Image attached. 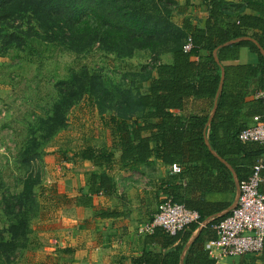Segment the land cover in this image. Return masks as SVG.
<instances>
[{
  "label": "trees",
  "instance_id": "obj_1",
  "mask_svg": "<svg viewBox=\"0 0 264 264\" xmlns=\"http://www.w3.org/2000/svg\"><path fill=\"white\" fill-rule=\"evenodd\" d=\"M201 2L207 11L203 27L194 25L188 17L181 24L174 22L175 0H0V52L39 40L77 54L97 48L119 58L142 50L154 54L155 60L164 54L172 57L169 63L159 61L152 65L142 92H133L129 87L112 89L98 74L85 68L72 71L67 79L55 83L57 98L51 113L39 123L45 126L48 136L66 125L68 110L83 96L94 101L101 117L107 110L112 113L109 123H104L114 131L115 147H86L81 153L97 169L87 174L76 198L78 205L91 206L93 195L110 196L116 192L110 173L113 150L118 152V163L130 169L149 164L151 157H158L169 166L178 163L182 171L166 176L163 198L171 196L175 202L196 210L199 222L231 203L209 201L203 196L209 190H217V186L234 192L232 172L222 160L232 167L239 183L249 176L264 145L242 143L238 133L247 127L248 117L264 113L259 99L248 103L249 110L242 112L246 98L264 85V56L260 52V48L264 51V0ZM189 5L190 0H185L184 9ZM243 36H250L255 42L246 39L225 44ZM188 37L193 48L184 52ZM240 47L255 54L257 62L239 63ZM194 56L198 59H192ZM221 68L224 77L216 96ZM214 104L215 112L209 118ZM206 137L222 160L210 152ZM35 154L36 147H25L20 161L29 163ZM38 182L29 173L22 189L6 198L17 210L12 209V221L5 229L9 238L0 237V263L13 264L14 252L27 241V204L33 201V187ZM259 190L264 193V181ZM198 192L201 194L195 197ZM95 214L101 218L119 215L110 209ZM222 217L212 219L202 228L186 249L182 264H216L204 243L215 237L212 225ZM199 222L175 235L159 228L143 235L142 251L130 264H181L184 246ZM71 254V248H60L49 262L37 264H70Z\"/></svg>",
  "mask_w": 264,
  "mask_h": 264
},
{
  "label": "rangeland",
  "instance_id": "obj_2",
  "mask_svg": "<svg viewBox=\"0 0 264 264\" xmlns=\"http://www.w3.org/2000/svg\"><path fill=\"white\" fill-rule=\"evenodd\" d=\"M178 1L175 0L174 22L184 15V0H181L182 5ZM156 60L154 54L147 50L119 58L97 48L77 54L39 40L0 52V237L9 238L5 229L12 221V209L17 210L15 204L6 198L22 189L23 180L29 173L32 179L38 178L39 181L33 187V201L27 204L30 214L27 241L14 252L11 257L13 264L49 262L52 255L49 253L63 248L60 242L66 243L84 234L90 236L92 233L87 230L95 223L96 206H105V203H112L115 199L96 194L93 198L98 201L97 205H91L84 211L75 209L78 206L76 198L86 183L87 174L97 169L89 158H82L81 153L86 147H115L114 131L104 123V120L109 123L112 113L107 110L101 117L94 101L83 96L68 110L66 125L48 136L45 126L39 123L51 113L57 98L55 83L67 79L72 71L85 68L98 74L112 89L129 87L133 92H142L147 85L145 76L161 58ZM28 146L36 147L34 159L29 163L27 160L21 162L20 152ZM117 155L118 152L113 150L111 174L118 169ZM165 173L168 171L165 170ZM134 175L139 188L140 173ZM162 199L158 200V205ZM131 234L132 242H129L126 233L120 235V243L122 241V245H127L129 242L131 245L138 236L139 239L143 237L136 229ZM96 252L93 249V253ZM91 259V255L86 256L80 264H89V261L94 264ZM219 264H264V256L227 257Z\"/></svg>",
  "mask_w": 264,
  "mask_h": 264
},
{
  "label": "crops",
  "instance_id": "obj_3",
  "mask_svg": "<svg viewBox=\"0 0 264 264\" xmlns=\"http://www.w3.org/2000/svg\"><path fill=\"white\" fill-rule=\"evenodd\" d=\"M227 1L238 3L240 0ZM178 3L180 5L183 4L181 0H179ZM182 9L184 10V7ZM183 10L182 12H184V15L182 16V18L180 20L175 19L178 24L184 17H188L194 25H197L198 27L204 26L205 20L207 18V11L203 7L201 0H190V5L188 6V8L184 11ZM237 55V61L239 63L247 64L257 62V56L251 53L246 47H240L238 49ZM160 58L161 63H169L172 59L170 54H164L160 56ZM192 59L197 60L198 58L192 57ZM254 100H258L256 94L248 96L246 98V103L242 107L243 113L249 110L248 103ZM213 111L215 112L214 106L211 109L209 118L211 117ZM174 112H177V110H174ZM246 122L247 126L252 125V117H248L246 119ZM208 124L209 122H207V125ZM205 141L206 144L209 145L207 137ZM117 165L118 169H115L112 174L116 183V192L110 196H105L101 194L102 197H106V199H109L110 197H113L115 199L112 203H110V201L105 203V206L104 204H101V206H96L97 208L95 210V213L96 211H107L110 209L117 211L119 215L115 218H101L94 213L95 217L93 218V221L95 223H92V225H90V228H88L87 230L88 232L90 231L92 233L90 236L84 234V236L76 237L74 239H71L70 241H66V243L60 242V247H68L72 250L70 264H80L82 263V261L86 260V256L89 257L90 255L92 257L91 260L94 261V264H120L121 262H123L124 264H130L131 259L138 256L142 251V237L141 239H139L140 237L138 236L137 241L134 242V244H129V242H132L131 233L132 231H135V229L137 231V227L140 223L152 217L153 213L157 210L155 209V207H157L158 205V200L163 198L162 190L165 184L166 176L173 175L175 173H172L169 165H165L158 157H151L150 163L140 165V167L138 168L139 170L130 169L128 167H122L119 163ZM165 170H167L168 173H165ZM131 173H133L132 178H130ZM134 173H140L141 183L139 188L137 187V180L133 179L137 178ZM233 179V193L225 192L224 190H221L223 189L222 187L218 188V186L216 188L217 190H209L204 193L203 196H205V198L209 201H231V203L227 207L220 210L219 212L213 213L212 215L208 216L205 220L210 221L216 217L225 215L223 214L224 211L232 204L237 193V187L234 176ZM182 182L185 184V179H183ZM200 194L201 193L198 192L194 195L195 197H197ZM98 195H100V193ZM93 197H95V195H93ZM97 202L98 201L93 198L92 206L97 205ZM88 207L78 205L75 209L77 211H84L90 209ZM93 209L94 208L92 207V210ZM205 220H203L202 222H204ZM202 222L199 223L198 227L195 229L194 232L198 231L199 228L200 231L202 230V228L204 227L201 226ZM126 233L129 242L127 245H122V241L120 243L119 237L120 235ZM72 236L73 234L70 236V238H72ZM124 237L125 236H123V240ZM93 249L97 252L93 253ZM122 250H125V252ZM56 251L57 250L53 251L54 253H49L52 254L50 255L51 257H49L50 260L51 258L56 256ZM89 251L90 254H88Z\"/></svg>",
  "mask_w": 264,
  "mask_h": 264
},
{
  "label": "built area",
  "instance_id": "obj_4",
  "mask_svg": "<svg viewBox=\"0 0 264 264\" xmlns=\"http://www.w3.org/2000/svg\"><path fill=\"white\" fill-rule=\"evenodd\" d=\"M193 48L191 37L183 45V51ZM197 58V56H194ZM257 99L264 104V85L256 93ZM253 124L241 129L238 139L242 143L256 142L264 145V113L252 117ZM172 173H181L178 163L170 166ZM264 151L255 159L247 179L239 183V196L236 205L220 220L212 225L215 237L204 243V249L216 264L227 257L260 255L264 249V193L259 188L264 181ZM199 222V213L175 202L171 196H165L152 217L137 227L141 235L161 229L175 235L185 230L190 224ZM200 223V222H199Z\"/></svg>",
  "mask_w": 264,
  "mask_h": 264
},
{
  "label": "water",
  "instance_id": "obj_5",
  "mask_svg": "<svg viewBox=\"0 0 264 264\" xmlns=\"http://www.w3.org/2000/svg\"><path fill=\"white\" fill-rule=\"evenodd\" d=\"M246 39H248V40H252L253 42H255V40L253 39V38H251V37H239V38H235V39H232V40H230L229 42H227V43H225V44H228V43H232V42H237V41H240V40H246ZM260 52L262 53V55L264 56V51L260 48ZM214 57H215V59H216V61H218V59H217V56H216V51H214ZM222 69V68H221ZM223 77H224V74H223V69H222V72H221V81H220V84H219V88H218V92H217V94H216V96L220 93V90H221V86H222V81H223ZM215 107H216V104H214V109H215ZM214 114V111H213V113H212V115ZM211 115V116H212ZM211 118V117H210ZM208 145V144H207ZM208 148H209V150H210V152L214 155V156H216V157H218L220 160H222L216 153H215V151L214 150H212L211 149V147L208 145ZM227 166H228V168L232 171V173H233V176H234V178H235V183H236V187H237V193H236V197H235V199H234V201L232 202V204L224 211V213L223 214H227L231 209H233L234 207H235V205H236V202H237V199H238V196H239V181H238V179H237V176H236V174H235V172H234V170L232 169V167L228 164V163H226L224 160H222ZM211 221V220H210ZM209 220H205L204 222H202V224H201V226H205L208 222H210ZM200 229V228H199ZM198 229V231H196V232H194V234L190 237V239L188 240V242L185 244V246H184V249H183V252H182V254H181V264H182V258H183V256H184V253H185V251H186V249L188 248V246L190 245V243L195 239V237L199 234V232H200V230Z\"/></svg>",
  "mask_w": 264,
  "mask_h": 264
}]
</instances>
